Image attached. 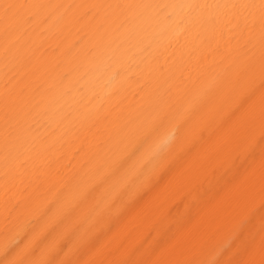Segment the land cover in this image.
I'll return each instance as SVG.
<instances>
[{
    "label": "bare ground",
    "instance_id": "1",
    "mask_svg": "<svg viewBox=\"0 0 264 264\" xmlns=\"http://www.w3.org/2000/svg\"><path fill=\"white\" fill-rule=\"evenodd\" d=\"M259 2L0 0V264H264Z\"/></svg>",
    "mask_w": 264,
    "mask_h": 264
},
{
    "label": "snow or ice",
    "instance_id": "2",
    "mask_svg": "<svg viewBox=\"0 0 264 264\" xmlns=\"http://www.w3.org/2000/svg\"><path fill=\"white\" fill-rule=\"evenodd\" d=\"M260 7H261V31H262V36H264V0H260ZM84 7H86L87 5H82ZM260 60L261 63H264V40H262V44H261V50H260Z\"/></svg>",
    "mask_w": 264,
    "mask_h": 264
}]
</instances>
